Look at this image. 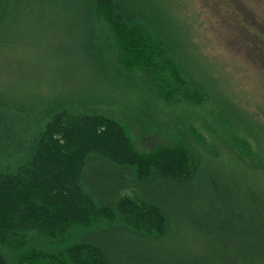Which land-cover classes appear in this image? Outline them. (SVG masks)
<instances>
[{
	"label": "trees",
	"instance_id": "obj_1",
	"mask_svg": "<svg viewBox=\"0 0 264 264\" xmlns=\"http://www.w3.org/2000/svg\"><path fill=\"white\" fill-rule=\"evenodd\" d=\"M166 21L148 0H0V48L75 53L106 86L0 88V264H264V129ZM118 90L160 100L167 142L135 147L99 107Z\"/></svg>",
	"mask_w": 264,
	"mask_h": 264
},
{
	"label": "rangeland",
	"instance_id": "obj_2",
	"mask_svg": "<svg viewBox=\"0 0 264 264\" xmlns=\"http://www.w3.org/2000/svg\"><path fill=\"white\" fill-rule=\"evenodd\" d=\"M148 1L166 16L177 38L189 41L194 51L191 52L193 61L213 81L212 90L225 94L264 129V0ZM25 31L26 36L32 38L42 36L41 32L46 30L31 26ZM53 52L43 48L39 52L22 50L18 46L0 48V88L14 100L26 101L61 95L56 93L60 86L48 83L59 80H65L66 85L72 83L75 88L106 89V86H96L101 81L84 67L75 53L69 55L68 61L55 57ZM67 62L75 65L77 71ZM65 69L67 71L63 72ZM118 96L125 101L119 103L117 109L105 103L99 107L113 111L127 122L137 149L149 151L156 143L169 140V134L161 133L148 123V114L159 116L162 121L166 119L163 108L157 106L161 105L160 100L158 103L137 100L122 91ZM132 108L141 111L140 115Z\"/></svg>",
	"mask_w": 264,
	"mask_h": 264
}]
</instances>
